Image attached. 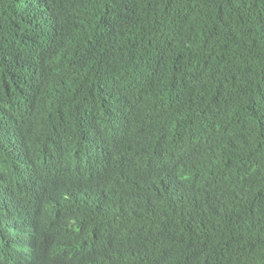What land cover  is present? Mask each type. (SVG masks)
<instances>
[{
    "label": "trees",
    "instance_id": "1",
    "mask_svg": "<svg viewBox=\"0 0 264 264\" xmlns=\"http://www.w3.org/2000/svg\"><path fill=\"white\" fill-rule=\"evenodd\" d=\"M79 53L98 63L79 128L108 150L101 183L123 162L101 189L63 182L67 156L13 168L50 124L45 103L26 128L37 71ZM148 74L197 93L167 111ZM110 93L152 101L139 125ZM0 182L48 232L43 264H264V0H0Z\"/></svg>",
    "mask_w": 264,
    "mask_h": 264
},
{
    "label": "clouds",
    "instance_id": "2",
    "mask_svg": "<svg viewBox=\"0 0 264 264\" xmlns=\"http://www.w3.org/2000/svg\"><path fill=\"white\" fill-rule=\"evenodd\" d=\"M84 54L79 53L77 56L76 60L79 67L74 61L70 64L68 59L61 58L54 66L52 65L49 71H37L39 83L31 102L35 109L32 121L26 128L36 129L37 125H42L45 103L50 124L40 126L38 132L40 136L37 140L33 137L32 141L36 144L33 152H27L22 159L13 160L20 162L13 165L19 174L26 170L38 172L35 164L37 159L54 160L61 156H67L69 161L63 166V182L90 183L101 189L110 180L111 174L117 172L120 168L119 165L123 164L120 160L106 181L101 183L99 169L95 161H109L108 150L96 140L97 135L92 138L79 128L80 115L84 114L80 113V110L91 102L97 101L99 93L94 89H100L99 86L90 81L98 66L97 60L93 56L84 57ZM82 62L90 65L91 69H83L81 67ZM75 68L78 69L76 75L73 73ZM52 70L56 72V79L44 81ZM147 79L164 88L170 95L171 107L167 111L175 108L182 99L197 93L189 92L187 84H182V79H178L174 83H167L164 79L153 75L147 76ZM109 95L106 96L105 107L113 104L128 106L138 125L152 102L146 99H133L129 95L114 101L112 100V93ZM61 98L65 102H61ZM94 99L95 101H93ZM83 102H87V104L84 105ZM156 112H158L157 107ZM165 124L166 118L161 117L160 121L153 125L159 130L160 136L163 134ZM99 127L108 134L109 130L104 122H101L96 129ZM50 128L52 131L49 130ZM24 134L27 136L25 132ZM103 139L106 138L103 136ZM41 140H45L46 143L38 144ZM49 143L52 146H48ZM92 143L94 145L90 148ZM70 156L72 157L70 158ZM123 157L129 159L126 153L123 154ZM26 196L28 199L34 200L35 205L40 204V195L35 189H31ZM38 221V214L28 207L25 198L17 192L8 190L0 182V264H43V259H48L50 255L44 254L43 248L50 243V239L48 232L34 233ZM8 237L14 239L13 242L21 240L20 249L6 247L5 243L9 241Z\"/></svg>",
    "mask_w": 264,
    "mask_h": 264
}]
</instances>
